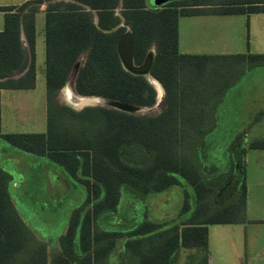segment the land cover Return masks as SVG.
<instances>
[{"label": "trees", "instance_id": "1", "mask_svg": "<svg viewBox=\"0 0 264 264\" xmlns=\"http://www.w3.org/2000/svg\"><path fill=\"white\" fill-rule=\"evenodd\" d=\"M46 1L51 0L0 7L5 12L0 89L34 88L35 16L39 3ZM119 1L59 0L46 5L47 129L0 137L17 149L46 157L62 168L71 184L85 189L83 203L72 210L59 237L70 264H110L118 245L126 264H178L180 248L205 249L208 224L245 221L244 154L246 147L264 149V134L248 139L244 132L226 136V142L232 137L226 144V169L207 170L213 161L208 145L224 134L214 132L215 111L223 94L246 72L263 67L264 54H181L177 21L179 16L264 12V0H172L160 8H151L149 0H122L120 11L132 33L134 62L140 64L148 49L155 47L150 73L165 90L160 112L132 114L100 105L75 110L59 104L58 92L83 54L74 79L78 96H100L140 107L155 103L154 86L143 76L125 71L120 63L116 43L126 28L103 31L120 22ZM21 17L29 52L20 38ZM26 68L21 76L12 77ZM203 138L209 142L206 149L199 148ZM240 143L246 147L237 148ZM11 179L0 167V264H47L46 243L26 225L11 201ZM184 182L193 194L183 189L175 218H150L147 198L183 187ZM123 195L143 204L142 219L124 230L104 227V217L117 212ZM175 219L179 221L174 223ZM195 264H207V254Z\"/></svg>", "mask_w": 264, "mask_h": 264}, {"label": "rangeland", "instance_id": "2", "mask_svg": "<svg viewBox=\"0 0 264 264\" xmlns=\"http://www.w3.org/2000/svg\"><path fill=\"white\" fill-rule=\"evenodd\" d=\"M171 1L162 5L153 0H149L148 3L151 8H160ZM39 7L45 9L44 4L39 5ZM240 17L245 24V39L249 41L251 38L254 49L255 40L264 29V24L261 23V19H254V17L249 19L247 15H240ZM36 18L38 28L36 27V46L34 49V66L36 72L35 86L34 88L27 90H5L6 93L0 104V123L1 131L3 133H44L47 129L44 79V14L38 11ZM179 19L181 22L180 26L183 29L182 23L186 22L185 20L187 19L185 17H180ZM250 25L251 32L249 30ZM84 59L85 55L83 54L78 60L80 64H82ZM73 71L74 70L71 71L66 82L67 85L65 83L66 87L62 93L58 92L56 101L59 104L68 103L72 106L68 102L67 95L72 100L78 102L90 100H83L76 94L74 89V79L77 70ZM156 85L158 87L157 93L159 94V99L156 100L152 106L145 107L141 113L132 114L152 115L160 112L165 93L157 83ZM91 101H93V104L100 102L99 99L94 98ZM228 104L229 106L227 110L233 114H236L237 110L240 108L239 116L234 117L235 126L226 127L223 124L220 128V131L224 132V134H219V142L213 144L211 149H209L213 161L209 165L207 164V170L219 166H221V168L224 166V169L227 168V149L225 144L226 141L224 139H226V136L228 139L229 134L232 133L230 131L237 132L241 125L248 122L249 119L255 121L254 115L256 114V117L259 116V119L261 117L264 119V66L256 67L245 73L244 77L239 82V85L235 87L231 94ZM73 107L77 108L78 106L73 105ZM250 115H253V117H249ZM242 128L243 126L241 129ZM249 128L250 130L247 132L248 138L264 134V132H262V129L264 131V124H252ZM0 148L5 151H10L12 155L9 160L1 163H4L5 168L12 169L14 179H16L17 184H19L15 189L13 188V191L21 192L22 203H26V207L30 208V210L32 209L35 213L41 214L45 217L46 221H49L47 219L50 217L52 221L55 222L54 227L50 228L51 234L57 235L61 231L58 221L60 220V217L65 214V209L67 208L64 207V202H67V205H69V202H75L78 197H81V195V202H83L85 199V189L82 187L84 192L83 197V192L78 188L71 186L68 181H65L66 179L61 175L59 168L47 161L46 157L42 158L37 157L32 153L21 152L3 140H0ZM212 163L214 165H212ZM250 165L252 166V163H250L249 159V165H247V171L249 172ZM183 189H186L188 194H193L192 187L184 182L183 187L175 186L169 188L167 191L150 195L146 200V202L149 203L150 218L161 221L163 219L167 220L175 218L182 205ZM130 196L131 195L123 196L121 210L124 215H129L131 212H134V207H136L135 209L139 212L138 216L142 217V210H144L143 204ZM261 202L264 206V198H261ZM191 203H194V199H191ZM58 204H60V206ZM136 217H133V219L136 220H132V225L137 224L141 219H137ZM30 219L36 221L35 214L34 217L32 215ZM176 221L177 219H175L174 222ZM102 224L104 227L106 226L107 228L112 229L110 226L111 222L104 221ZM40 226L44 227L46 225L41 223ZM188 252V249L181 250L179 257L180 264L191 263L189 262V257L185 258V254H188ZM110 264H126L123 253L119 251V249H116L115 252H113Z\"/></svg>", "mask_w": 264, "mask_h": 264}, {"label": "crops", "instance_id": "3", "mask_svg": "<svg viewBox=\"0 0 264 264\" xmlns=\"http://www.w3.org/2000/svg\"><path fill=\"white\" fill-rule=\"evenodd\" d=\"M27 1L29 0H0V7L20 6ZM43 11L44 9L39 7V12H42L44 14ZM4 14L5 12L0 10V31L3 29L4 25ZM240 15H247L249 19H252V17H254V19H261V23L264 24V12L230 15L200 14L191 16H179V18L185 17L187 19L185 20L186 22L182 23L183 29L180 26L181 22L179 18L177 21V44L179 53L194 55L264 54V29L260 32L259 36H257L253 49L251 38L249 39V41L245 39V24ZM36 17L37 14L35 16V38L36 27L38 28ZM249 30L251 32V25L249 27ZM23 46L28 49V42L26 46L23 43ZM241 79L231 89L226 91L219 101L215 111L216 119L214 132H221L220 128L223 126V124L226 127L235 126L234 117L239 116L240 108L239 110H237L236 114L229 112L227 110L229 106L228 100L231 97V94L233 93L235 87L239 85ZM0 80L2 79L0 78ZM5 90L9 89H0V104L2 103L3 96L6 93ZM256 115H254V118L256 117ZM249 117L252 118L253 115H250ZM252 124L263 125V117L255 121H251V119H249L248 122L241 125V127L243 126L242 129L240 127L237 132H230H232V134L244 132L246 138L248 139L247 132H249V127ZM262 132H264L263 129ZM0 134H8L1 131V123ZM232 137H230L229 141L225 144L228 145ZM0 140L5 141L2 137H0ZM207 143L209 142H205L203 138L201 140V143L199 144V148L206 149L209 146V148L211 149L212 143H209V145ZM242 146L246 147V145L242 143L236 145L237 148H240ZM17 150L22 152V150L20 149ZM11 157L12 155L10 151H5L4 149L0 148V167L6 172H10L11 174H9L12 177L8 187L12 203L14 204L17 212L26 223V225L37 235L39 239L43 240L46 243L47 264H70L67 258H65L62 254L59 244V237L66 231L68 219L72 210L79 207L83 203L81 202L82 195L81 197H78L75 202H69V205H67V202H64V207L67 208L65 209V214H63L58 221V225L59 228H61V231L57 235H52L50 228L54 227L55 222H53L50 217L47 219L49 221H46L45 217H43L41 214L35 213L32 209L30 210V208L26 207V203H22L21 192L13 191V188L15 189L19 184H17V180L14 179L12 169L5 168L4 163H1L3 161L9 160V158ZM249 159L250 163H252V166L250 165V172L247 171ZM46 160L49 161V159ZM202 162L203 165H205L204 161ZM51 163L59 168L61 175L66 179H64L65 181H68L71 186H73L74 188H78L83 192L80 185L73 183L71 184V180L60 166L53 162ZM243 170L246 188L245 221L237 223L208 224L207 244L205 249L201 247L180 248L177 259L178 264H180V252L184 249H188L189 251L188 254H185V258L189 257V262H191L190 264H195L203 256L204 253L207 254V264H264V206L261 202V198H264V149H251L246 147L243 160ZM121 203L118 207L117 212L107 214L104 217V220L107 222H111L110 226L112 228L118 229V227H121L124 230V228L130 227L132 225V220H136L133 219L134 216H137V219H142V217L138 216L139 212L137 209H135L136 207H134V212H131L129 215H124L123 211L121 210ZM58 205L60 206V204ZM143 209L144 210H142V213L146 211L145 207ZM34 214L36 217V221L30 219L32 215L34 217ZM178 221L179 220L177 219V221L174 223H177ZM41 223H44L46 226H40ZM120 246L121 245H118L116 249H119V251L122 252V246Z\"/></svg>", "mask_w": 264, "mask_h": 264}, {"label": "water", "instance_id": "4", "mask_svg": "<svg viewBox=\"0 0 264 264\" xmlns=\"http://www.w3.org/2000/svg\"><path fill=\"white\" fill-rule=\"evenodd\" d=\"M55 1H59V0L46 1L43 3H39V5L44 4V6L46 7V5L49 2H55ZM64 1H72V0H64ZM153 1L156 3L158 2V3H160V5H162V4H164L168 1H171V0H153ZM121 5H122V0L119 1V5H118L117 10H116V14L119 15L121 18L120 22L114 28H112L110 30H103V31L104 32L115 31L117 28H119L121 26H124L126 28V30L119 36L117 43H116V48H117V53L119 56L120 63H121V65L125 71H127L133 75L143 76L150 84H152L156 90V99L155 100H157V99H159V94L157 93L156 83L162 88L164 93H165V90H164L163 86L161 85V83L157 79L152 77V75L150 73L151 67L153 65L154 57H155V47L152 46L148 49L143 61L140 64H136L134 62L132 33H131L130 28L125 25L124 16L120 13ZM83 6H85L87 10H90V7H88L86 5H83ZM93 14H94L93 22L95 25H97L98 24L97 14L95 11H93ZM97 27L99 28L98 25H97ZM20 38H21V40H23V43L26 46L27 42H26V37L24 35V31H23L22 17H21ZM151 50L153 51V54L150 53ZM79 65H80V62L79 61L76 62L73 70L76 71ZM26 70H27V68L24 69V71H22L21 73H18L12 77L17 78V77L21 76ZM64 87H65V85L59 90V93H61V90ZM82 97H88V96H82ZM96 97H99L101 99V102H97V103H94L91 105L90 104L82 105V106H78L77 108L70 106L67 103H63V104L67 105V106H69L75 110H81L87 106L100 105V106L110 107V108H114V109L124 111V112H128V113H141L142 110L145 108V107H140V106H136L133 104H129V103H125V102H121V101H117V100H113V99H109V98H104V97H100V96H96Z\"/></svg>", "mask_w": 264, "mask_h": 264}, {"label": "bare ground", "instance_id": "5", "mask_svg": "<svg viewBox=\"0 0 264 264\" xmlns=\"http://www.w3.org/2000/svg\"><path fill=\"white\" fill-rule=\"evenodd\" d=\"M150 53L153 54V51L151 50ZM156 87H157V85H156ZM157 89H158V87H157ZM66 90H67V89H66ZM61 93H62V91H61ZM65 93H66V92H65ZM79 98H81V99H83V100H86V99H90V100H87V101H84V102H82V101L78 102V101L72 100V99L69 98V96L67 95L68 102H69L72 106H73V105H74V106H82V105L93 104V101H91L93 98H94V99H99L100 102H101V99H100V98H96V97H80V96H79ZM67 104H68V103H67Z\"/></svg>", "mask_w": 264, "mask_h": 264}]
</instances>
